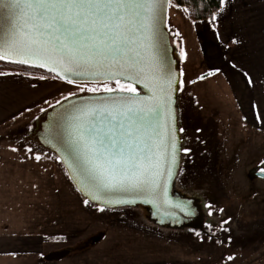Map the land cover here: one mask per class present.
<instances>
[{
  "label": "rangeland",
  "instance_id": "obj_1",
  "mask_svg": "<svg viewBox=\"0 0 264 264\" xmlns=\"http://www.w3.org/2000/svg\"><path fill=\"white\" fill-rule=\"evenodd\" d=\"M171 2L176 6L168 7L167 26L183 72L177 108L179 126L185 129L180 132L182 156L174 191L200 200L203 225L163 228L155 225L140 205H86L59 159L28 136L57 101L70 92H88L58 78L8 72L0 76L4 84L0 101L25 102L26 106L17 107L22 109L12 118L0 120V165L4 167L2 162L13 158V148L32 147L43 149L45 161L54 166L46 178L52 192L48 185L43 187L45 200L53 209L45 201L43 213L37 212L43 223L26 228L21 224L34 218L32 199L37 197L30 188H36L31 186L33 180L41 182L42 178L30 176L23 167L1 169L0 236L10 237L6 232L12 227L19 231L14 233L18 235L15 242L37 243L38 251L18 255L24 264H264V179L250 176L252 168L264 159V138L260 132L249 133L245 118L226 103L216 86L197 82L196 68L202 66L195 51L188 65L181 55L182 25L190 28L193 21L184 7ZM209 211L213 215L209 216ZM229 255L235 259L229 261Z\"/></svg>",
  "mask_w": 264,
  "mask_h": 264
},
{
  "label": "snow or ice",
  "instance_id": "obj_2",
  "mask_svg": "<svg viewBox=\"0 0 264 264\" xmlns=\"http://www.w3.org/2000/svg\"><path fill=\"white\" fill-rule=\"evenodd\" d=\"M175 6L171 0H0V60L46 68L54 79L94 94L55 112L48 128L86 205L97 200L110 205V194L120 192L143 196L158 209L185 211L167 195L178 148L174 85L182 90L184 82L173 72L160 23L163 9ZM217 6L210 23L226 12L225 0ZM231 66L255 85L242 66ZM142 81L150 95L134 94L132 85Z\"/></svg>",
  "mask_w": 264,
  "mask_h": 264
},
{
  "label": "crops",
  "instance_id": "obj_3",
  "mask_svg": "<svg viewBox=\"0 0 264 264\" xmlns=\"http://www.w3.org/2000/svg\"><path fill=\"white\" fill-rule=\"evenodd\" d=\"M225 8L226 12L222 18L213 23H210L209 19L192 20L190 28L183 23L180 31L181 55L188 65L193 62L195 51L197 62L202 66L196 68L199 74L197 82L203 85L210 82L216 86L220 91L219 95L227 100L226 103L236 107L245 118L249 133L260 132L261 137L264 138V120L260 119L264 114V0H231L230 4L225 0ZM218 12L219 10L216 13ZM233 39L238 43L233 44ZM233 63L242 66L244 71L251 74L256 82L254 86L246 83V78L231 66ZM209 73L213 74L209 75ZM200 76L207 78L200 80ZM1 81L0 77V88L4 86ZM20 105L24 107L26 103L0 101V120L12 118L15 112L22 109H16ZM30 148L32 152H28L27 147L17 148L15 152L11 151L13 158L2 162L4 167L0 165V175L1 169L11 171L13 168L23 167L30 176L36 175L42 178L41 182L33 180L31 185L36 188L30 189L37 192V197L32 199V212L35 214L33 213L34 218L26 219L25 223L21 224L24 228L37 227L43 223L39 219V214L43 213L45 201L48 202L43 195V187L48 185L50 191L53 190L50 180L46 179L53 173V164L45 161L43 149ZM36 155L41 157L40 161L35 160ZM1 184L0 182V188ZM48 206L52 208L51 203ZM38 210L41 213L38 214ZM29 220L30 222H27ZM17 232L11 227L6 232L10 237L0 236V264H24V261L18 260V255L38 251L36 240L15 242L13 239L18 235L14 233Z\"/></svg>",
  "mask_w": 264,
  "mask_h": 264
},
{
  "label": "water",
  "instance_id": "obj_4",
  "mask_svg": "<svg viewBox=\"0 0 264 264\" xmlns=\"http://www.w3.org/2000/svg\"><path fill=\"white\" fill-rule=\"evenodd\" d=\"M167 12H168V7H165L163 9V11L161 12L160 29H161V32L164 34V43H165V47L167 49V55H168L169 59H171L172 61L175 62L172 65L173 72L180 79L181 78L180 59H179L178 54L176 52V47L174 45L173 35L171 34V32L167 26ZM5 60H7V59H5ZM44 69L47 70L46 68H44ZM50 73H52L55 76L54 72H50ZM121 82H124V81H121ZM133 86H135L137 88L136 93H134L135 95H150L148 90L146 88H144L143 81L141 83H138V84H133ZM174 89H176V90L173 93L174 104L172 105V107H173V111H174V115H175V127L177 129L176 136H177V140H178V148H177V163L173 169L172 178L170 180H168V182H167V195H168V199L171 202L181 204L184 207L185 211L182 212L179 208H170L167 206H161L158 209L156 207V205L146 202V200L143 196H138V195H135L132 193L116 192V193L110 194V197L114 201L110 205H105L103 200L90 201V202H92L96 205H99V206L107 207V208L140 205V206L145 207V208L148 207L146 209L147 210L150 209V211H151L150 213H151L152 217L161 221V222H164V223L178 222L180 224H191L192 222H198L199 227H201L203 225L204 215L202 217V215H201L202 212L199 213L198 208L195 205V203L190 199L178 197L173 193V192H175L174 191V181H175L176 175H177L179 168H180L181 156H182V137H181L180 131H178L180 126H179V122H178V108H177L179 85H174ZM93 95L94 94H92V93H82V94H78L77 96H70L68 101H65L63 99L60 101L61 102L60 104L56 103V104L52 105L50 108H48L42 114V116L40 117V119L37 123L36 129L33 132H30V135L28 136V138L36 140L37 143L41 147L52 152L61 162V159H62L64 154L57 150L55 141L52 140L51 137L48 135V128L50 125V121H51L54 113L62 111L63 107H68L73 102H78L82 99L92 97ZM95 95L98 96L100 94H95ZM46 141H48V142H46ZM61 164L63 165V167H64V169L68 175L69 180L71 181V183L73 184V186L77 190V188H79L80 185L77 183V181H75L74 179H71L69 177V174H68L69 169H68L67 165L65 163H62V162H61ZM250 176L264 179V159L259 165L252 168V170L250 171ZM78 192L80 193V195L82 197H84L85 199L87 198L83 192H81V191H78ZM119 199L134 200L135 202L131 203V204H120V203L115 202ZM201 207H202V205H201ZM202 210H203V207H202ZM186 212L189 214L186 215L185 214ZM150 213L148 211V217H149ZM187 227H191V226H187Z\"/></svg>",
  "mask_w": 264,
  "mask_h": 264
},
{
  "label": "trees",
  "instance_id": "obj_5",
  "mask_svg": "<svg viewBox=\"0 0 264 264\" xmlns=\"http://www.w3.org/2000/svg\"><path fill=\"white\" fill-rule=\"evenodd\" d=\"M175 2L188 9L187 17L190 20H211L212 14L216 13L218 0H175ZM0 72L19 73L30 76L51 77L54 75L44 68L30 65L11 63L8 60H0Z\"/></svg>",
  "mask_w": 264,
  "mask_h": 264
},
{
  "label": "bare ground",
  "instance_id": "obj_6",
  "mask_svg": "<svg viewBox=\"0 0 264 264\" xmlns=\"http://www.w3.org/2000/svg\"><path fill=\"white\" fill-rule=\"evenodd\" d=\"M176 196L178 197H183V198H187V199H190L192 200L195 205L197 206L198 208V211L199 213L202 212V217L204 215V211L202 210V207H201V204H200V200L197 198V197H194V196H190L188 194H185V193H181V192H173ZM84 198V197H83ZM85 199V198H84ZM200 204V205H199ZM200 206V207H199ZM148 208V207H146ZM149 213L151 212L150 209H148ZM149 219L155 224V225H158L160 227H163V228H169V229H180V228H183V227H186V226H191V227H199V223L198 222H192L191 224H180L178 222H169V223H164V222H161L155 218L152 217L151 213L149 214Z\"/></svg>",
  "mask_w": 264,
  "mask_h": 264
},
{
  "label": "flooded vegetation",
  "instance_id": "obj_7",
  "mask_svg": "<svg viewBox=\"0 0 264 264\" xmlns=\"http://www.w3.org/2000/svg\"><path fill=\"white\" fill-rule=\"evenodd\" d=\"M262 161H263V160H262ZM262 161H261V162H262Z\"/></svg>",
  "mask_w": 264,
  "mask_h": 264
}]
</instances>
